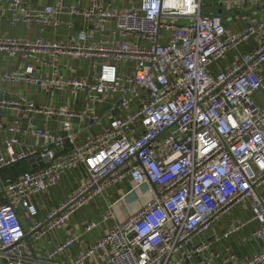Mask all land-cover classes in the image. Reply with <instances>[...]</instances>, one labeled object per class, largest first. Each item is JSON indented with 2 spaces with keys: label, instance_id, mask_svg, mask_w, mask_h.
I'll use <instances>...</instances> for the list:
<instances>
[{
  "label": "built area",
  "instance_id": "obj_1",
  "mask_svg": "<svg viewBox=\"0 0 264 264\" xmlns=\"http://www.w3.org/2000/svg\"><path fill=\"white\" fill-rule=\"evenodd\" d=\"M65 1L35 7L27 0H0V12L7 11L14 21L41 24H57V17L68 13L95 19L94 28L110 20L115 27L96 42L82 28L63 43L6 38L0 39V49L9 55L21 52L52 59L62 53L86 58L99 54L109 59L100 64L92 84L63 78L42 84L85 86L97 102L116 96L123 115L112 119L102 135L83 144L76 143L68 121L62 123L64 135L40 127L23 131L38 137L34 146L15 150V140H5L0 172L23 160L40 159L32 162L37 165L33 169L0 178L6 199L0 202V264L30 262L34 242L64 225L76 208L126 176L133 188L147 187L149 200L121 222L109 205L100 219L110 221L104 236L65 264H85L95 254L105 264H182L177 255L183 246L245 201L251 204L250 215L240 225H253L248 239L259 240L261 248L238 264H264V199L258 192L264 184V103L255 99L256 92L264 90L260 72L264 39L231 68L215 75L209 69L263 30L264 18L230 32L221 14L203 10V0H118L128 8L113 5L114 0H91L85 7L67 6ZM115 62L130 63L132 70L120 73ZM25 71L32 80V68ZM1 77L20 79L16 73ZM21 102L34 112L70 115L63 109L37 108L23 98L0 104ZM8 129L20 132L15 124ZM80 165L87 173L85 183L51 209L44 222L36 221L38 209L32 197ZM25 219L31 221L27 231ZM97 225L86 223L81 235ZM240 225L227 228L216 240ZM26 233H31L28 243ZM77 238L68 237L44 251L34 264H53V258ZM210 245L206 241L198 250Z\"/></svg>",
  "mask_w": 264,
  "mask_h": 264
},
{
  "label": "crops",
  "instance_id": "obj_2",
  "mask_svg": "<svg viewBox=\"0 0 264 264\" xmlns=\"http://www.w3.org/2000/svg\"><path fill=\"white\" fill-rule=\"evenodd\" d=\"M27 1L35 7L53 3V0ZM90 2L91 0H66L65 5L85 7ZM112 4L129 7L118 0H114ZM208 13L221 14L227 29L230 32H236L264 18V3H256L252 0H217L215 9H211ZM57 21V24L14 21L7 11H2L0 12V39L35 41L39 38L45 43H63L75 36L80 29L85 28L91 33V40L96 42L108 36L110 29L115 27L114 20H110L105 24L99 23L98 27L94 28L95 19L87 20L68 13L60 14ZM263 39L264 29L228 51L223 59L210 66V73L215 75L219 70L231 68L242 54L257 48ZM105 62L111 61L99 54L86 58L81 55L62 53L52 59L49 55L40 54L23 56L21 52L9 55L5 50L0 49V101H14L23 98L25 102L32 103L37 108L63 109L70 112L68 117H64L34 112L22 102L17 106L0 104V153L6 151L5 140L14 139L15 143L12 146L15 150L37 145L38 137L30 132L23 133L28 129L40 127L64 135L67 133L62 127L64 121L70 123V131L75 134L77 144H83L107 131L112 119L123 115V111L117 107L116 96L97 102L94 99V93L85 86L75 88L72 85H66L58 88L43 85L56 78L84 80L88 85L92 84L100 64ZM115 64L120 73H128L132 70L130 63L115 62ZM26 68H32V80L28 78ZM260 72L264 74V63L261 65ZM14 73L20 75V79L1 77L4 74ZM255 99L258 104L264 103V90L256 92ZM12 124L19 128V133L8 129ZM35 167H37L35 163L23 160L1 171L0 178L7 175L15 176L21 171ZM86 179V170L80 165L65 172L58 183L45 192L34 195L32 200L38 209L35 220L44 222L51 209L61 204L69 194L76 192ZM258 192L264 199V184L258 188ZM149 198L146 186L133 188L131 179L124 177L110 186L103 194L87 200L76 208L64 225L47 232L34 242L30 249V262L26 264H34L33 260L39 259L44 251L55 247L68 237L76 236L78 237L76 241L52 260L53 264H65L70 258L76 257L104 236L110 221H100V219L109 205H112L111 209L115 219L121 222L138 211ZM5 200L0 188V202ZM250 206L249 201L232 206L208 228L194 235L177 255L182 264H238L242 259L260 250L259 240L248 239L253 225L248 223L240 225L247 221ZM92 221L98 222V225L88 233L81 235L84 225ZM30 223L31 221L27 219L23 220L26 231ZM236 225H240L236 231L226 238L216 240V237L220 236L223 231ZM206 241L211 242L210 247L206 250H198V247ZM85 264L105 263L95 254Z\"/></svg>",
  "mask_w": 264,
  "mask_h": 264
},
{
  "label": "rangeland",
  "instance_id": "obj_3",
  "mask_svg": "<svg viewBox=\"0 0 264 264\" xmlns=\"http://www.w3.org/2000/svg\"><path fill=\"white\" fill-rule=\"evenodd\" d=\"M216 2L217 0H203V10L206 12H211V9H215Z\"/></svg>",
  "mask_w": 264,
  "mask_h": 264
},
{
  "label": "water",
  "instance_id": "obj_4",
  "mask_svg": "<svg viewBox=\"0 0 264 264\" xmlns=\"http://www.w3.org/2000/svg\"><path fill=\"white\" fill-rule=\"evenodd\" d=\"M220 11V10H219ZM40 158H31V159H28V162L29 163H32L33 161L35 160H39ZM40 164H42V161L40 162ZM31 233H26L25 236H24V240L28 243L29 242V237H30Z\"/></svg>",
  "mask_w": 264,
  "mask_h": 264
}]
</instances>
